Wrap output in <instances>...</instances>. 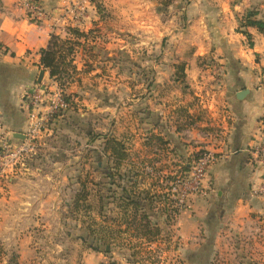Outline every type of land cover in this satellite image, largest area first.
Wrapping results in <instances>:
<instances>
[{"label":"rangeland","instance_id":"obj_1","mask_svg":"<svg viewBox=\"0 0 264 264\" xmlns=\"http://www.w3.org/2000/svg\"><path fill=\"white\" fill-rule=\"evenodd\" d=\"M30 1L18 0V6L25 11V16L31 23L39 25L54 18V32L58 29L67 39H72V43H76L70 61L78 71L70 73L69 77L61 81L51 79L46 83L35 82L24 91L22 99L26 110V126L21 131L22 134L29 132V113L33 108L27 93L38 89L37 85L45 92L44 106L39 109L41 113L49 112L47 105L58 94L69 106L55 114L41 129V133L33 139L35 153L24 160V165H18L14 174L28 171L42 159L44 149H48L47 141L54 142L52 139L55 133L51 135V131L56 127V121L58 123L65 119L69 113L87 114V131L84 133L85 137L81 138L83 143L72 138L69 143L73 145L68 151L73 159L75 155L78 157L77 148L84 145V151L80 149L79 161L87 159L86 165L82 164L77 172L85 175L80 184L85 186L86 200L77 209L81 211L78 217L71 210L63 212L64 217L71 222L80 220V227L78 223L74 225L65 221L61 228L56 224L50 228L25 230L22 245L11 244L8 242L10 240L0 238V264H264L263 228L257 229V225H251L246 220L235 222L230 217L225 220L217 218L218 222L210 228L205 222L208 217L206 215L203 218L198 216L199 223L190 229L188 227L192 218L197 214L194 207L174 213L165 191L169 188L168 182L185 172L192 162L197 152L195 148L190 149L192 143L185 144L189 148L182 144V156L175 152L176 146H167L169 141L159 140L146 145L147 154L141 151L132 155L128 152L130 160L140 165L136 168L135 178L141 183L138 187L131 186L134 188L131 194H135V199L140 201L137 212L136 207H125L117 201L116 185L111 186L116 183L112 184L110 177L96 176L94 169L98 167L91 164L98 163L95 160L98 153L104 164L103 168H106L103 172L117 174L113 170L115 162L106 146L108 140L114 138L111 128L116 118L106 115L95 119L94 98L83 92L86 89H80L88 75V69L94 70L91 78L86 77L91 80L100 77L121 80L105 87L107 91L110 88L112 90L103 93L106 96L115 95L114 104L124 107L126 97H134L141 105L143 98L149 93L155 95L158 86L154 82L158 78H172L177 71L175 65L181 66L184 63L186 67L193 63L201 71L194 80L198 82L200 89L187 85L180 90L183 95L192 97L189 103L197 105L201 115H210V106L216 105L227 71L222 69L221 54L215 52V49L208 50L210 38L191 36L192 31L200 29V26L189 27L191 22L183 18L191 14V0H170L172 5L164 0H62L60 6L52 8L47 6L46 0H35L43 9V15L39 17L30 10ZM55 10L57 13L54 14ZM59 31L58 35L61 37ZM74 31H79L83 36L76 38ZM198 46H204V51L197 52ZM98 57L101 58L97 61ZM89 61H97L96 67ZM176 75H179L178 71ZM72 87L75 88L72 90ZM159 94L162 95V92ZM196 117V113H193L188 119H184L183 129L186 125L194 124ZM142 119L133 114L132 120L120 121L123 127L126 123L135 128L128 135L131 143L132 138L140 141L149 139V136L140 131ZM6 130L7 133L11 132L8 128ZM200 130L221 133L210 131V127H200ZM186 137L189 138L187 135ZM8 138L10 143L23 140L11 134ZM147 167L153 171L148 172ZM119 175L120 180H124L127 185L126 174L123 176L120 172ZM6 189L4 185L1 190L5 192ZM144 219L151 223V229H156L155 232L150 230L149 236L139 230ZM261 221H264V216H260L259 222ZM55 222L58 223L59 220Z\"/></svg>","mask_w":264,"mask_h":264},{"label":"crops","instance_id":"obj_2","mask_svg":"<svg viewBox=\"0 0 264 264\" xmlns=\"http://www.w3.org/2000/svg\"><path fill=\"white\" fill-rule=\"evenodd\" d=\"M58 1L46 0V4L51 8L60 6L63 1ZM190 7L191 14L184 16V20L187 18L186 21L191 22L189 27L200 26V29L196 28L191 32V36L210 38L208 50L215 49V52L221 54L222 69L227 71L216 105L210 106V115H201L197 105L189 103L192 97L183 95L180 90L182 86L187 85L200 89L198 82L194 80L201 71L199 66H194L193 63L186 67L184 63L181 65L186 75L183 81L176 75L178 67H181L178 64L174 66L177 71L172 78H158L154 82V85L158 86L157 92L154 91L155 95L149 93L145 96L141 105L134 97H126L124 107L114 104L116 96H106L103 92L107 91L105 87L121 80L113 81V78L101 77L91 80L94 73L91 69H88L86 75L90 78L85 77L80 89H86L83 92L94 98L96 120L106 115L116 118L111 128V133L116 139H112L124 145L126 154L129 152L133 155L134 152L141 151L147 154L146 145L156 140L169 141L167 146H176L175 152L181 156L184 155L182 144L189 142L192 143L190 149H208L216 154L217 161L209 173L211 192L207 198L196 199L193 207L197 214L193 216L190 227H186L193 228V225L199 223V218L208 215L205 222L210 228L218 222L217 218L225 220L230 217L235 222L246 220L251 225H257V229H264V221L259 222L260 216H264V198L252 194L254 187L260 183V174L253 164V150L260 140V119L264 114V89L261 84L264 80V32L255 27L239 29V19L248 11H257V19H264V0H191ZM54 24V18L39 25L31 23L25 16V11L18 6V0L0 2V113L5 129L8 128L12 136H24L21 133L26 126L23 93L33 83L38 82L43 69L40 67L41 50L48 47L54 33L58 35V29L54 32ZM59 32L62 39H67L65 34ZM204 49V46H198L196 51ZM100 58L98 57L97 61ZM97 61L89 63L96 67ZM47 80H51V77L49 72L45 71L42 83L48 82ZM74 88L72 87V90ZM110 90L112 89H108L106 93ZM245 90L248 93L238 97ZM160 91L162 95L159 94ZM117 97L122 98L120 95ZM131 99L133 100L130 101ZM211 100L213 102L214 97ZM82 101L87 102L84 99ZM193 113L197 115L193 120L196 124L186 125L183 129L184 119H188ZM133 114L143 118L140 131L149 136V139L140 141L132 138V143L128 139V135L135 131V128L126 123L123 127L120 121L132 120ZM56 124L51 131V135L55 133L52 139L54 142L47 141L48 149H44L42 159L28 171L9 175L6 184L4 183L6 191L0 192V238L10 240L8 242L11 244L22 245L24 231L32 228H50L56 224L61 228L65 221L81 226L77 218L81 211H77L75 202L85 189V186L80 184L85 175L77 170L82 164L86 165L87 159H84V155V160L79 161L80 149L84 151V145L77 148L78 157L75 155L73 159L68 151L73 145L69 143L72 138L80 143L81 138L85 137L87 114L69 113L65 119L58 123L56 121ZM190 126L196 127L197 130H193L191 138L187 139L184 131ZM200 127H210V131L221 132L220 138L204 137ZM185 147L189 148L187 145ZM111 159L115 162L113 170L117 174L113 181L109 179L112 184L116 183L111 186L116 185L117 201L123 203L129 195L134 199L135 194H131L134 188L131 186L138 187L141 183L135 178L139 163L130 160V155L124 160ZM95 160L98 163H91L98 167L94 169L95 175L109 177L110 173L103 172L106 168H103L104 164L100 161L98 153ZM120 172L123 176L126 174L127 185L124 180H120ZM144 185L142 186L145 187ZM68 210L76 214L75 219L78 221L71 222L64 217L63 212ZM57 219L58 223L55 222Z\"/></svg>","mask_w":264,"mask_h":264},{"label":"built area","instance_id":"obj_3","mask_svg":"<svg viewBox=\"0 0 264 264\" xmlns=\"http://www.w3.org/2000/svg\"><path fill=\"white\" fill-rule=\"evenodd\" d=\"M28 6L37 17L43 15V9L37 1L31 0ZM261 84L264 89V80ZM37 88L35 91L27 93V98L31 100L30 104L33 108L29 113L31 120L29 132L24 134L23 140L10 143L8 135L11 134L12 136V133H7L0 116V190L3 188L7 177L14 174L18 165H24V160L35 153L33 139L41 133V129L52 120L55 114L67 109L69 106L68 102L58 94L55 95L56 99H51L47 105L49 112L41 113L39 109L44 106L45 92L40 85H37ZM193 130H197L196 127L190 126L186 128L184 131L185 135L191 138ZM200 132L207 138L217 139L221 135L204 130ZM216 161L215 153L208 149H198L193 156L192 162L188 165V171L178 174L172 181L168 182L169 188L165 192L168 200L172 203L175 214L182 210H191L193 201L196 198L209 196L211 192L209 173ZM253 164L260 174V183L254 187L252 194L255 197L264 198V114L260 119V140L253 150ZM146 170L148 172L153 171L150 167H147ZM161 181L163 182V180Z\"/></svg>","mask_w":264,"mask_h":264},{"label":"trees","instance_id":"obj_4","mask_svg":"<svg viewBox=\"0 0 264 264\" xmlns=\"http://www.w3.org/2000/svg\"><path fill=\"white\" fill-rule=\"evenodd\" d=\"M1 2V0H0ZM167 4H169L171 1L170 0H165ZM257 11H248L242 21H241V28H246V27H255L261 32H264V19L260 20L257 19L258 16ZM76 38H81L83 35L79 31H74L73 33ZM250 39V35H246ZM76 43H72L71 40L68 39H62L59 35H52V38L50 40V43L46 49L41 50V60H40V67L43 68L44 70L48 71L50 74L51 79L55 80H63L66 77L70 76V73H73L77 71V68L71 63L70 61V56L73 57L74 54V47ZM178 72L179 75L177 78L180 80H184L185 75L183 67H178ZM106 146H108L107 150L109 151L108 153L110 154L111 158H114L115 160H124L127 156L125 147L122 145L120 142H117L114 139H110L107 142ZM185 172L188 171V167L184 170ZM115 175L110 174L109 177L113 181V177ZM86 191L85 189L82 191L80 194L81 196L78 197V199L75 202V208L78 209L81 204H83L86 200ZM123 204L125 207H130L132 206L136 207V212L138 211L140 205V201L136 200L135 198L133 199L130 195L129 197H126L123 201ZM128 208V209H130ZM136 220V217H135ZM136 222V221H134ZM143 225L139 227V230L141 229L142 232L145 233V235L149 236L151 234V231H156V229H151L149 224L151 223L147 221V219L142 220ZM134 225L136 223H133ZM150 231V233H149ZM148 232V234H147Z\"/></svg>","mask_w":264,"mask_h":264},{"label":"water","instance_id":"obj_5","mask_svg":"<svg viewBox=\"0 0 264 264\" xmlns=\"http://www.w3.org/2000/svg\"><path fill=\"white\" fill-rule=\"evenodd\" d=\"M44 74H45V70L42 69L41 72H40V75H39V79H38V82H39V83L42 82V79H43V77H44ZM246 93H248L247 90L242 91V92L238 95V97H242V96H244ZM14 137L19 138V139H24V136H22V135H15Z\"/></svg>","mask_w":264,"mask_h":264}]
</instances>
